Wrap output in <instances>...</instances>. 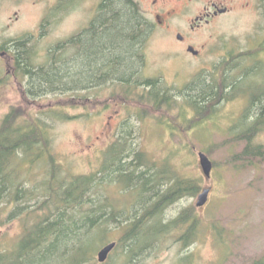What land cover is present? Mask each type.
Masks as SVG:
<instances>
[{
  "label": "rangeland",
  "instance_id": "374dc122",
  "mask_svg": "<svg viewBox=\"0 0 264 264\" xmlns=\"http://www.w3.org/2000/svg\"><path fill=\"white\" fill-rule=\"evenodd\" d=\"M135 1L145 12L149 28L144 29L137 46L130 81L139 85L151 80L155 86L122 90L121 96L116 87H125L115 78L113 83L85 87L77 94L50 92L33 99L28 95V78L16 69L17 62H11L10 55L19 53L12 43L30 40L20 50L31 57L36 68L51 62L52 53L70 59L73 47L66 45L61 54L59 44L68 42L87 25L94 0H74L73 5L66 0L63 19L56 9L57 0H0V129L11 111L18 115L15 123L19 125L41 119L49 131L52 153L65 172L89 176L107 169L106 182L97 188V197L104 195L108 214L115 210L120 222L105 225L106 236L97 233L89 244L97 249L94 257L82 264H254L264 257V114L256 110L258 101H253L254 94L257 98L264 95V68L258 76L243 77L238 66L242 58L254 52L245 58L247 64L264 61V0H241L234 13L191 35L188 41L202 52L199 58L187 54L176 40L178 33L187 35L193 15L173 19L168 28L155 29L148 14L149 0ZM95 2L98 6V0ZM238 78L242 82L234 96L231 84ZM210 84L218 93L212 112L197 121L201 116L190 103L192 96L202 85ZM76 96L79 104L71 103ZM51 111L68 114L71 119L45 114ZM257 118L263 119L256 136L239 139L255 126ZM250 142L262 148V155L253 161L239 160ZM115 148L124 155L125 163L141 153L139 168L127 172H136L135 177L146 172L143 178L151 182V188L157 186L155 192H163L180 180L200 187L196 195H186L160 211L165 225L183 215H187V222L177 224L151 248L137 250L132 257L124 248V226L131 223L129 217L137 216L132 205L138 192L130 190L127 181L121 183L117 170L122 162L115 163L109 155ZM200 153L213 163L210 178L204 174ZM29 162L28 158L13 162L20 197L15 198L16 190L10 193L9 186L0 194V252L11 249L10 255L17 251L25 229L34 221L32 211L39 200H29L27 192L47 176L41 167L30 170ZM163 170L166 174H161ZM208 188L209 201L198 208L199 195ZM153 199L140 210L152 209ZM107 200L118 208L110 207ZM123 208L129 212L123 214ZM192 226L195 238L184 240ZM111 242L120 247L105 263H99L98 252Z\"/></svg>",
  "mask_w": 264,
  "mask_h": 264
},
{
  "label": "trees",
  "instance_id": "16d2710c",
  "mask_svg": "<svg viewBox=\"0 0 264 264\" xmlns=\"http://www.w3.org/2000/svg\"><path fill=\"white\" fill-rule=\"evenodd\" d=\"M146 28H149L148 22L135 0H104L100 6V14L89 32L91 34L84 36V42L80 46L81 53L74 59L71 56L70 59L65 60L60 55L55 57V53H52L51 62L36 68L32 66V59L28 54H21L20 49L24 47L23 40L16 41L15 45L19 49L17 64L24 76L28 78L29 97L36 99L50 92L69 93L76 86L97 88L108 81H114L115 78L122 81L125 87L123 92L139 86H155L151 80L139 85L132 84L130 81L137 61V46ZM73 42L74 39H70L68 44ZM240 82L242 81L238 78L231 84L235 87V91L232 92L234 96ZM261 85L264 90V81ZM214 87L213 84L202 85L200 92L192 96L190 103L201 116L197 118V121L204 120V115L210 116L218 94L217 91L210 89ZM255 87L260 86L255 85ZM118 94L123 95L119 92ZM150 95L153 96L154 93L150 92ZM253 97V101H258L256 110L259 114L261 112L264 114V95L257 98L254 94ZM73 102L74 100L71 103ZM160 103L162 102L157 105ZM56 113L61 120L71 119L68 114H59L57 111L45 114L53 117ZM263 118H257L255 126L241 134L239 139L255 137L259 130L257 126ZM16 120L18 115L11 111L0 129V194L2 195L8 186L11 193L20 185L15 181L17 173L13 164L14 160L21 161L28 158L30 170L41 167L47 176L45 175L41 183H35L26 195L31 201L39 200L36 209L32 211L34 217L32 226L25 229L17 251H12L11 255L8 254L11 249L0 252V264H82L93 259L97 249H93L89 244L97 233L106 236L105 225L110 222L116 224L120 222V216L115 210L108 214V204L103 201L104 195L97 197L100 195L97 193L99 190L97 188H101V184L106 182L107 169L104 167L98 173L89 176L69 175L62 169L52 153L49 131L44 121L33 119L31 125H19L15 123ZM109 155L115 163L122 162L117 170L122 177L121 183L127 181L130 190L138 192L137 199L132 205L137 216L134 219L129 217L132 220L131 223L124 226L126 230L123 239L124 248L128 252L127 255L132 257L136 256L137 250L144 252L151 248L153 243L171 231L173 227L175 228L177 224L182 225L187 222V215H183L171 224L165 225L160 219V211L186 195H196L200 192V187L193 182L180 180L163 192H155L154 188L157 186L151 188V182L143 178L146 172L137 177H135L136 172H127L139 168L137 165L141 160V153L129 163L123 161L124 155L119 154L116 148L111 150ZM261 155L262 148H257L250 142L244 153L239 156V160L253 161L256 160L255 157L258 158ZM151 168L154 169L153 166ZM161 174L166 173L163 170ZM20 192L21 190H16L15 198L20 197ZM93 195H96V198ZM97 198L98 202H96ZM152 198H156L153 199L155 202L152 209L141 211V207L148 204ZM136 202H141L139 207ZM109 204L113 209L118 208L110 202ZM123 210L122 213L128 211L124 208ZM152 219L154 223L149 222ZM97 227L99 229L94 232V228ZM193 228L194 226L188 230L184 240L189 237L195 238L192 233ZM117 247H120L119 243ZM189 258L191 257L184 258L183 261ZM126 264H128L127 261ZM254 264H264V257Z\"/></svg>",
  "mask_w": 264,
  "mask_h": 264
},
{
  "label": "flooded vegetation",
  "instance_id": "af4514ba",
  "mask_svg": "<svg viewBox=\"0 0 264 264\" xmlns=\"http://www.w3.org/2000/svg\"><path fill=\"white\" fill-rule=\"evenodd\" d=\"M65 1L66 0H57L56 9L60 14L61 19H63L64 13L67 8L66 5L64 4ZM70 1L72 4L74 0H70ZM95 1L96 0H94L93 7L90 8V10L88 11L89 21L87 25L83 29H81V31L77 35H75L72 38L74 39V42L72 44H68V42L59 44L60 45L59 47L61 48V50H59L60 48H58L59 53L62 54L63 52L62 50H64V47L67 45L68 47H73L75 51L73 55V59L80 55L81 53L80 46L84 42L83 38L87 34H91L89 32L92 26H94V22L100 11V6L103 4L104 0H98V6H96ZM241 2H242L241 0H149L148 14L153 18V23L151 25V28L153 27L155 29H165V27L168 28L169 22L172 21L173 19L181 16L193 15L194 18L191 19V23L187 35L183 33H178L176 40L183 47V49L186 51L187 54L193 55L194 58H199L201 57L202 52L201 50H198L194 46V44L188 41V39H191L190 36L191 35L193 36V34H195L196 32L203 31L208 26L212 25L216 20H220L223 17L234 13L240 7L239 5L242 4ZM249 4L250 3H246L245 5L247 6ZM143 13L144 15H146L144 11ZM22 40L24 46H27L28 42L30 41V40L28 41V39L27 40L22 39ZM15 42L16 41L12 43L11 45L12 47H16ZM262 47L264 49V45H262ZM191 48L194 49V51H196L197 54L191 52L190 51ZM252 52L253 51L251 50V53ZM254 53L247 54V56L242 58V63L240 64L239 62L238 72L241 73V76L247 77L250 76L251 74L258 76L261 70L264 68V61H258L255 64H247L245 58L253 55ZM1 55L2 57H6L9 56L10 54L1 53ZM10 56H11V62L16 64L17 56H14L15 59L12 55ZM16 69H19V67L16 66ZM119 82L122 83V81ZM120 86L118 85L116 87V91L119 93H121L122 90L125 89V88H121ZM89 88H93V87H89ZM83 89L84 88H78V86H76L73 89L72 93L77 94L79 90H83ZM73 100H74L73 104H79L78 96L73 98Z\"/></svg>",
  "mask_w": 264,
  "mask_h": 264
},
{
  "label": "water",
  "instance_id": "95a60500",
  "mask_svg": "<svg viewBox=\"0 0 264 264\" xmlns=\"http://www.w3.org/2000/svg\"><path fill=\"white\" fill-rule=\"evenodd\" d=\"M190 51L193 52L194 54H197V52L194 51V49H192V48L190 49ZM199 156H200V163H201L202 169L204 171V174L207 178H210L211 172L213 169V163L206 154L200 153ZM210 192H211L210 188L204 189V191L199 195L198 202H197L198 208H201L208 203ZM116 247H117L116 242H112V243L104 246L98 252L99 263H105L108 260L109 256L111 255V253L116 249Z\"/></svg>",
  "mask_w": 264,
  "mask_h": 264
}]
</instances>
